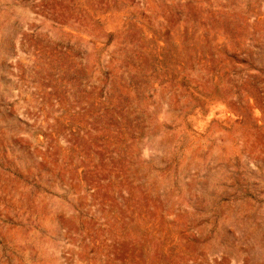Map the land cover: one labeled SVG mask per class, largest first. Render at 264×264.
<instances>
[{
  "label": "rangeland",
  "instance_id": "1",
  "mask_svg": "<svg viewBox=\"0 0 264 264\" xmlns=\"http://www.w3.org/2000/svg\"><path fill=\"white\" fill-rule=\"evenodd\" d=\"M0 264H264V0H0Z\"/></svg>",
  "mask_w": 264,
  "mask_h": 264
}]
</instances>
